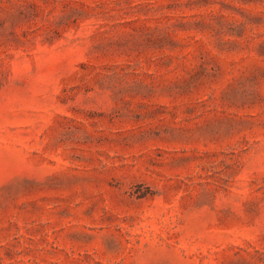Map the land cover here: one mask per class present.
Segmentation results:
<instances>
[{"label":"rangeland","instance_id":"rangeland-1","mask_svg":"<svg viewBox=\"0 0 264 264\" xmlns=\"http://www.w3.org/2000/svg\"><path fill=\"white\" fill-rule=\"evenodd\" d=\"M0 264H264V0H0Z\"/></svg>","mask_w":264,"mask_h":264}]
</instances>
